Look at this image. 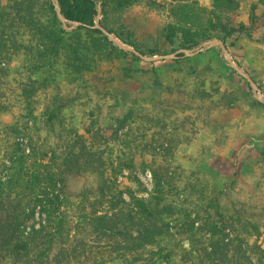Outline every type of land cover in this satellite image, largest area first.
Listing matches in <instances>:
<instances>
[{
  "label": "trees",
  "instance_id": "16d2710c",
  "mask_svg": "<svg viewBox=\"0 0 264 264\" xmlns=\"http://www.w3.org/2000/svg\"><path fill=\"white\" fill-rule=\"evenodd\" d=\"M99 1H102L103 27L145 55L162 53L157 48L143 49L111 22L138 0H59L66 18L86 25L73 31L63 28L52 0H0V84L18 57L24 58L27 77L20 93L24 114L15 115L0 101V127L8 129L15 138L25 139V126L34 118L36 98L44 94L47 99L41 116L62 144V152L58 156L53 154L45 163L37 159L34 147L26 154L28 146L15 139L11 144L13 151L6 152L1 159L0 264H189L187 259L197 264H264V255L257 263L251 259L239 244L241 239H237L238 245L234 247L231 230L241 222L240 214L234 216L226 204L231 202L230 191L219 189L207 173L191 170L188 174L167 159L156 157L148 160L134 155L117 163L112 159L107 162L97 152L90 151L95 143L89 146L82 134L69 129L65 115L68 103L62 87L76 92L82 89L85 93L99 91L101 85L96 75L103 65L128 58L141 60L120 49L100 30L91 28L96 23ZM171 1L172 21L166 26L165 36L171 45L180 38L179 48L171 53L192 49L212 38H220L227 45L229 40L235 43L245 36L264 45V0L252 5L248 23L238 22L242 0H212L211 8L200 5L198 0ZM173 62L177 75L169 84L164 83L155 68L117 69L123 72L120 75L123 81H134L139 87L135 91L134 107L123 117L109 113L115 134L133 122L138 128L146 129L155 120L161 124L172 120V113L166 110H161L157 117L151 115L147 108L150 94L178 91L192 98L211 96L205 90V82L200 85L195 81L200 77L197 66L192 65L195 58ZM224 63L227 70L235 73L227 61ZM103 86L113 100L108 108L122 110L127 102L123 90L119 85ZM190 87L193 91L189 92ZM255 103L263 105L259 101ZM134 142L135 147L141 146V141ZM164 145L160 146L164 148ZM89 166L96 172L93 183L90 181V186L85 183L76 190V173ZM138 169L150 171L151 190L142 184L136 173ZM127 170L134 189L117 182L116 176ZM74 195L83 199L93 196L100 204L107 202L110 211L95 210L90 221L95 234L113 240L107 252L88 248L85 243L81 251L52 255L56 240L65 228L61 209ZM37 215L41 221L35 220ZM178 254L180 261H176Z\"/></svg>",
  "mask_w": 264,
  "mask_h": 264
},
{
  "label": "rangeland",
  "instance_id": "374dc122",
  "mask_svg": "<svg viewBox=\"0 0 264 264\" xmlns=\"http://www.w3.org/2000/svg\"><path fill=\"white\" fill-rule=\"evenodd\" d=\"M198 2L202 6L212 7V0ZM257 3L258 0H242L238 22L249 20L251 7ZM171 4V0H138L119 16L113 17L111 22L115 27L120 26L125 35L143 49L157 48L162 53L170 54L173 49L179 48L180 41L178 37L176 44L171 45L165 36L166 26L172 21ZM261 45L245 36L235 43L230 40L227 42L231 56L233 54L242 69L249 70L264 97V46ZM212 49L215 50L210 49L211 51L207 50L193 57L196 62H192L200 74L195 81L200 85L202 81L205 82V90L211 93L210 97L203 99L196 95L192 98L189 94L178 91L155 94L149 92L151 100L147 108L153 117H157L161 110L172 113V120L165 124L155 120L143 129L144 127L138 128V124L133 122L118 134L114 132L115 126L110 121L109 113L112 111V115L123 117L134 107L135 91L139 87L134 81H123L120 76L123 72L117 70L119 67H137L143 70L155 68L166 84L172 83L171 79L177 75L173 71L176 67L173 60L151 64L152 62L142 59L135 61L133 58L103 65L96 75V81L101 85L99 91L85 93L82 89L76 92L69 87H62L61 91L65 93L68 103L65 109L66 122L69 129L79 132L90 142L89 146L95 143L90 146V151L97 152L107 162L112 159L117 163L119 159L134 158V155L148 160L156 157L167 159L173 166L183 168L186 173L191 170L207 173L219 189L230 191L231 202L226 204L234 216L240 214L236 217L241 218V222L234 224L235 229L231 230L234 247L238 245L237 239H241L239 244L257 263L264 255V103L257 105L256 95L249 82L242 79L236 71L233 73L227 70L222 50ZM24 71V58H16L0 84L1 104L9 107L15 115L24 114L20 99L21 85L27 79ZM104 80L109 84L119 85L123 90L127 102L122 110L113 111L108 108L113 100L107 94L109 90L103 86L108 84ZM200 89L204 87L200 86ZM190 91H193L191 87ZM46 96L40 94L36 98L34 118L29 119L25 126L26 142L15 138L8 129L0 127V161L6 152L13 151L11 144L15 139L28 146L30 152L26 154H30L34 147L37 159L45 163L54 157L53 154L58 156L62 152L60 139L50 132L41 116ZM19 119L23 121V117ZM134 140L141 141V146L135 147ZM162 143L165 144L164 148L160 146ZM97 164L98 162L95 163ZM80 170L78 168L77 172ZM147 171L149 170L143 172L138 169L136 173L144 187L151 190L153 184L146 176ZM95 177L93 167L81 170L74 177V188L80 190L85 183L90 186ZM116 177L118 184L134 189L130 171H124ZM124 198L129 201L127 194H124ZM100 203L93 196L88 199L76 195L69 198L61 209L65 228L62 240L61 237L56 240L53 256L81 251L84 248L82 244L85 243L88 248L91 246L94 250L99 248L98 251H108L113 240L95 234L90 224L95 210L102 213L110 211L107 202ZM35 220L41 221L40 216L37 215ZM180 259L178 254L176 261ZM187 261L189 264H197L188 259Z\"/></svg>",
  "mask_w": 264,
  "mask_h": 264
},
{
  "label": "water",
  "instance_id": "95a60500",
  "mask_svg": "<svg viewBox=\"0 0 264 264\" xmlns=\"http://www.w3.org/2000/svg\"><path fill=\"white\" fill-rule=\"evenodd\" d=\"M52 3L54 5V9H55L57 17L66 31H73L80 26H86L81 22L71 21L68 18H66V16L62 13L59 0H52ZM97 11H98V15L96 18V23L91 28L100 30L103 34H105L109 38L110 41H112L120 49L126 52L133 53L138 58L146 62H157V61H162V60L193 58L199 55L200 53L210 50L212 48L221 49L230 67L233 68L241 77H243L249 82L254 94L256 95L257 101H259L260 103H264V97L261 94L258 85L254 81V79L251 77V75L247 71L242 69L240 65L233 59V57L231 56L228 50L226 43L222 39L212 38V39L203 41L202 43H200L199 45H197L196 47L192 49L183 48V49H178L175 52L170 53V54H160V55L148 56V55L141 53L138 49L134 48L133 46L127 43H124L115 34L111 33L110 31H108L105 27H103L100 24V20L102 16V1L98 2Z\"/></svg>",
  "mask_w": 264,
  "mask_h": 264
},
{
  "label": "built area",
  "instance_id": "2783aa9c",
  "mask_svg": "<svg viewBox=\"0 0 264 264\" xmlns=\"http://www.w3.org/2000/svg\"><path fill=\"white\" fill-rule=\"evenodd\" d=\"M20 140L22 142H26L25 139H20ZM26 149H27V152L29 153L30 149L28 147H26ZM146 176L149 177L151 179V181H152V175H151L150 171H147V175Z\"/></svg>",
  "mask_w": 264,
  "mask_h": 264
},
{
  "label": "crops",
  "instance_id": "0c3cea01",
  "mask_svg": "<svg viewBox=\"0 0 264 264\" xmlns=\"http://www.w3.org/2000/svg\"><path fill=\"white\" fill-rule=\"evenodd\" d=\"M244 23H248V20L247 21H243ZM262 46V45H261ZM264 46V45H263Z\"/></svg>",
  "mask_w": 264,
  "mask_h": 264
}]
</instances>
